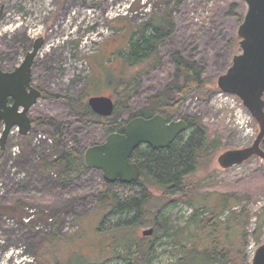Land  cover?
<instances>
[{
    "label": "rangeland",
    "instance_id": "374dc122",
    "mask_svg": "<svg viewBox=\"0 0 264 264\" xmlns=\"http://www.w3.org/2000/svg\"><path fill=\"white\" fill-rule=\"evenodd\" d=\"M170 10L174 31L157 49L158 64L149 69L144 63L135 67L124 63L121 66L116 54L126 46L131 35L144 27L148 30L147 24L152 19ZM245 12L243 0H0V64L4 70H12L20 64L36 38L44 39L32 66V85L43 89V96L30 108L29 116L32 119L48 116L62 122L64 143L75 146L80 152L102 143L106 135L96 125L80 124L66 98L87 100L92 95L112 98L114 81L144 71L138 77L139 88L126 102L125 110L116 114L118 121L125 120L129 114L146 106L149 98L172 80L173 53L178 52L183 59L200 64L202 78L206 81L202 90L210 92L200 95L192 91L181 101L178 116L200 118L208 129V138L220 139L222 146L213 152L208 162L198 166L193 177L209 183L200 189L201 193H234L243 198L241 203L247 202L251 216L247 227L251 232L264 208V162L253 156L240 165L222 169L216 161L221 152L252 143L254 137L247 136L248 128L254 133L258 131L255 121L236 124L234 107L215 96L217 77L227 70L233 55L240 51L236 31ZM107 77L113 78V82L109 83ZM2 129L0 125V134ZM40 133V139L34 141L40 142L39 147H34L33 138ZM189 133L190 129L182 133V139ZM20 136L13 128L0 155V205L3 207L0 210V264L46 263L39 257V246L46 237L56 234L60 238L55 237L53 241L61 251L58 256L53 255V259H57L58 264H66L71 248L63 241L71 239L78 222L83 224L78 231L86 233L84 241L78 239L73 244L80 255L91 256L92 264H125L109 249L90 246L93 236H90L92 231L87 221L95 218L97 212L99 192L104 184L101 171L88 169L71 185L62 187L56 174L42 177L34 169L42 157L57 153L55 144L46 149L49 148L46 146L48 132L32 125L26 140ZM21 144L26 151L22 152ZM12 146L19 149L15 156L10 153ZM18 199L22 201L15 207L20 210L13 215V203ZM190 211L188 205L179 202L169 205L164 212L175 215L180 221ZM29 215L30 228L24 219ZM122 218L124 216L107 219L113 223ZM144 228L138 229L139 236ZM262 243L264 227L255 238L249 239V263L255 248ZM96 248L100 249L99 254ZM168 249L169 246L159 244L158 256L151 264L173 261L175 256Z\"/></svg>",
    "mask_w": 264,
    "mask_h": 264
},
{
    "label": "trees",
    "instance_id": "16d2710c",
    "mask_svg": "<svg viewBox=\"0 0 264 264\" xmlns=\"http://www.w3.org/2000/svg\"><path fill=\"white\" fill-rule=\"evenodd\" d=\"M170 16L171 10L152 19L147 24L148 30L144 27L138 29L136 34L133 33L126 46L116 54L120 65L124 63L125 66L135 67L144 63L149 69L158 64L157 47L174 31ZM171 59L175 66L172 80L150 97L146 106L129 114L125 120L118 121L116 114L120 110H125L126 102L139 88L138 77L144 71L114 81L115 84L112 85L114 111L109 118L93 113L83 97L66 98L68 107L77 116L80 124L96 125L102 129L104 135L111 132L122 133L125 123L137 116L149 118L159 114L167 121L175 120L179 117L181 101L192 91L200 95H206L210 91L202 90L206 81L202 78L203 67L200 64L183 59L178 52L173 53ZM107 80L109 83L113 82L111 77H107ZM182 119L190 129L185 140L179 136L165 149H151L146 146L134 150L131 159L140 170L137 181L131 183L104 181L99 192L95 218L87 221L92 231L90 236H93L90 239L93 245L90 246L109 249L125 264H151L158 256L156 249L159 244L169 246L168 250L175 256V259L167 264H250L247 246L250 237L255 238L264 227V208L261 210L262 214L257 217L254 230L249 232L247 227L251 216L246 207L247 202L241 203L243 198L234 193L200 192V189L209 183L194 178L193 174L199 165L208 162L207 159L222 144L218 138H208V129L200 118L186 116ZM31 121L33 128L48 132L50 136L48 139L51 142L46 143L49 147L46 149H51L53 144L58 149L56 154L42 157L40 162L36 163L34 168L36 174L42 177L56 174L62 187L71 185L88 170L83 152L64 143L62 122L48 116L31 118ZM26 137L27 135L20 136L22 140H26ZM38 139L40 138L36 139V136L33 138L34 147H39L40 142L34 143ZM21 146L22 152L26 151L24 145ZM261 147L264 150V139ZM3 153L0 151V155ZM21 201L16 200L13 203L14 207ZM179 202L191 208L188 216L180 221L175 215L164 212L169 205ZM2 208L0 205V210ZM18 210L20 209L12 208L11 213L15 215ZM111 216L124 218L111 223L107 219ZM92 221L96 223L93 224ZM25 224L30 228L28 222ZM76 225L77 229L73 236L71 235V239L63 241L65 246L68 244L67 247L71 248L70 256L65 263L92 264L91 256L80 255L73 246L78 239L83 240L86 235L85 231H78L83 224L78 222ZM146 226L153 228L152 235L139 236L138 229ZM55 237L60 238L59 234L46 237L39 246V257L47 261L44 264H58L57 259L53 257L58 256L61 249L54 244ZM117 248L120 251L114 252ZM96 250L99 254L100 249Z\"/></svg>",
    "mask_w": 264,
    "mask_h": 264
},
{
    "label": "water",
    "instance_id": "95a60500",
    "mask_svg": "<svg viewBox=\"0 0 264 264\" xmlns=\"http://www.w3.org/2000/svg\"><path fill=\"white\" fill-rule=\"evenodd\" d=\"M246 12L237 27L239 53L233 55L231 65L219 75L216 85L219 91L233 94L240 99L254 121L258 131L252 143L243 148L227 149L216 161L226 169L240 165L250 157L264 162V0H243ZM42 37L36 38L20 64L7 71L0 64V151L5 150L8 136L13 128L21 136L31 129L30 108L41 98L42 92L32 85V66L41 47ZM87 104L98 116L111 117L114 101L110 96L92 95ZM188 130L182 118L167 121L163 116L133 117L124 126L123 132H111L104 141L87 147L83 159L87 169L99 170L108 183L115 181L131 183L139 179L140 170L131 157L141 145L151 149H165L178 136ZM153 228L141 230L142 237H149ZM250 264H264V243L258 245Z\"/></svg>",
    "mask_w": 264,
    "mask_h": 264
},
{
    "label": "built area",
    "instance_id": "2783aa9c",
    "mask_svg": "<svg viewBox=\"0 0 264 264\" xmlns=\"http://www.w3.org/2000/svg\"><path fill=\"white\" fill-rule=\"evenodd\" d=\"M215 96L219 101H225V102L229 103L232 107H234V109H235L234 115H235V123L236 124H239L241 126L243 124V122H246V124H247V123L252 121V117L249 115V113L242 106L241 102L235 96H233L231 94H225L222 92H217V94ZM232 115H233V112H232ZM254 135H255V133L252 131V129L248 128V135L247 136L254 137ZM40 137H41L40 135H37L36 139L40 138ZM47 140L49 142H51L50 139L47 138ZM11 148H13V149L10 150L11 151L10 153L12 154V156H15V152L19 151V149H17L18 146H16V147L12 146ZM29 218H30V216H28L24 219L27 222V221H29Z\"/></svg>",
    "mask_w": 264,
    "mask_h": 264
},
{
    "label": "flooded vegetation",
    "instance_id": "af4514ba",
    "mask_svg": "<svg viewBox=\"0 0 264 264\" xmlns=\"http://www.w3.org/2000/svg\"><path fill=\"white\" fill-rule=\"evenodd\" d=\"M161 47V44H159L158 45V48L157 49H159ZM158 51V50H157ZM7 71H10V70H7ZM33 84V83H32ZM41 92H42V96H43V89H41L40 87H37ZM41 96V97H42ZM181 118V117H180ZM125 126V125H124ZM108 135V134H107ZM181 136V135H180ZM179 137V136H178ZM142 146V145H141ZM141 146L139 147V148H141ZM144 147H146L145 145H144Z\"/></svg>",
    "mask_w": 264,
    "mask_h": 264
}]
</instances>
